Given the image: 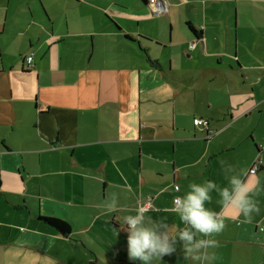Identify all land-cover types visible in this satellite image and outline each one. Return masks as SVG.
<instances>
[{
	"label": "crops",
	"instance_id": "1",
	"mask_svg": "<svg viewBox=\"0 0 264 264\" xmlns=\"http://www.w3.org/2000/svg\"><path fill=\"white\" fill-rule=\"evenodd\" d=\"M151 1L0 0V264H140L123 215L149 202L146 218L183 228L174 198L225 186L221 161L249 179L256 164L264 188V0ZM255 199L242 223L212 193L226 226L205 264H264ZM153 264L199 262L178 241Z\"/></svg>",
	"mask_w": 264,
	"mask_h": 264
},
{
	"label": "clouds",
	"instance_id": "2",
	"mask_svg": "<svg viewBox=\"0 0 264 264\" xmlns=\"http://www.w3.org/2000/svg\"><path fill=\"white\" fill-rule=\"evenodd\" d=\"M264 163V157L261 158ZM224 165V174L227 184L221 186L212 180L201 183L190 182L187 191L178 195L173 200V211L179 216L183 228L175 231L163 222L146 218L147 208L137 207L135 214H126L121 217L122 230L126 233L127 257L140 264H153L155 260H161L166 255L176 252L179 241L185 258L205 264L217 259L215 253L209 250L218 247L215 236L222 233L225 228V217L206 207L212 201V193L215 192L224 206H230L236 210L237 217L243 216L242 223H249L253 213H259L256 196L264 188L261 180L254 172L249 173L238 170L231 164ZM99 207L103 213H113L118 209L116 193L104 200Z\"/></svg>",
	"mask_w": 264,
	"mask_h": 264
},
{
	"label": "built area",
	"instance_id": "3",
	"mask_svg": "<svg viewBox=\"0 0 264 264\" xmlns=\"http://www.w3.org/2000/svg\"><path fill=\"white\" fill-rule=\"evenodd\" d=\"M151 3H152L153 12L155 14L160 15V14L166 13L168 11L167 6L162 4L158 0H152ZM31 60H32V56L28 57V62H31ZM193 123H194L195 126H199V127H203V128H208L209 127V120L205 119V118H194ZM212 135H214V132L209 131L208 137H211ZM257 169H258V166L255 164L250 169V172H254L255 173ZM149 206H150L149 202L145 203V205H144V207H146V208H148Z\"/></svg>",
	"mask_w": 264,
	"mask_h": 264
},
{
	"label": "trees",
	"instance_id": "4",
	"mask_svg": "<svg viewBox=\"0 0 264 264\" xmlns=\"http://www.w3.org/2000/svg\"><path fill=\"white\" fill-rule=\"evenodd\" d=\"M144 1L148 2L149 0H144ZM40 219H42L48 225L54 227L62 235H67L70 232V226L64 220H61V219H58V218H54V217H40Z\"/></svg>",
	"mask_w": 264,
	"mask_h": 264
}]
</instances>
